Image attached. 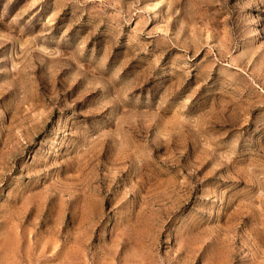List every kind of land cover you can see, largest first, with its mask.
I'll return each mask as SVG.
<instances>
[{"label":"rangeland","instance_id":"374dc122","mask_svg":"<svg viewBox=\"0 0 264 264\" xmlns=\"http://www.w3.org/2000/svg\"><path fill=\"white\" fill-rule=\"evenodd\" d=\"M0 264H264V0H0Z\"/></svg>","mask_w":264,"mask_h":264}]
</instances>
